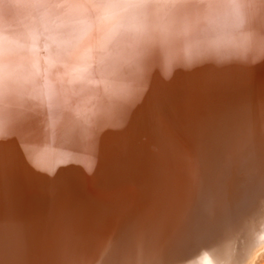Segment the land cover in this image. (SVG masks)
I'll list each match as a JSON object with an SVG mask.
<instances>
[{
  "label": "bare ground",
  "instance_id": "bare-ground-1",
  "mask_svg": "<svg viewBox=\"0 0 264 264\" xmlns=\"http://www.w3.org/2000/svg\"><path fill=\"white\" fill-rule=\"evenodd\" d=\"M261 198L264 0H0V264H184Z\"/></svg>",
  "mask_w": 264,
  "mask_h": 264
},
{
  "label": "clouds",
  "instance_id": "clouds-1",
  "mask_svg": "<svg viewBox=\"0 0 264 264\" xmlns=\"http://www.w3.org/2000/svg\"><path fill=\"white\" fill-rule=\"evenodd\" d=\"M256 253H264V198L257 200L237 221L226 227L208 247L184 264H252ZM117 264H153L140 249H130ZM160 264V262H157Z\"/></svg>",
  "mask_w": 264,
  "mask_h": 264
}]
</instances>
